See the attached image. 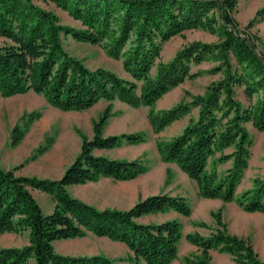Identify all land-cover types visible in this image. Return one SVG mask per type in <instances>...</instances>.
Here are the masks:
<instances>
[{
  "label": "trees",
  "instance_id": "16d2710c",
  "mask_svg": "<svg viewBox=\"0 0 264 264\" xmlns=\"http://www.w3.org/2000/svg\"><path fill=\"white\" fill-rule=\"evenodd\" d=\"M51 3L82 28L61 24L58 14L47 7ZM237 5L238 0H0V97L33 92L62 111L87 110L100 99L109 101L93 121V136L80 133V152L60 178L20 176L16 168L0 165V234L28 231L26 244L0 247V264H118L104 254H64L54 246L58 240L87 233L123 243L134 260L145 264H170L177 258L181 222L141 223L137 218L168 210L187 217L191 210L184 196L154 194L128 209H99L68 190L101 177L131 180L146 171L138 159L94 153L123 141H145L143 131L103 135L114 100L147 107L156 134L188 115L181 132L156 142L160 159L174 163L192 179L200 197L234 201L244 211L264 213V177L254 178L250 189L236 192L250 158L245 124L264 131V42L240 28L234 17ZM263 13L261 9L258 15ZM195 28L217 34L218 41H193L171 61L160 60L165 42ZM62 35L102 46L110 57L121 59L129 78L104 67L90 69L65 49ZM208 60L217 63L210 72L221 73L219 80L210 82L203 94L185 91L189 101L183 97L169 108L155 109L164 94L200 75L191 71L192 64ZM238 87L246 105L236 97ZM21 137L15 128L12 145ZM229 161L230 166L219 173L216 166ZM31 189L50 196V212L42 209ZM212 216L216 230L211 235L186 234L199 250L197 256L184 258L186 264H212V250L230 254L236 264H264L249 241L227 231L221 210Z\"/></svg>",
  "mask_w": 264,
  "mask_h": 264
},
{
  "label": "rangeland",
  "instance_id": "374dc122",
  "mask_svg": "<svg viewBox=\"0 0 264 264\" xmlns=\"http://www.w3.org/2000/svg\"><path fill=\"white\" fill-rule=\"evenodd\" d=\"M47 7L58 14L61 24L76 29L82 28L81 23L73 19L67 11L52 3ZM261 9H264V0H238L234 17L241 29L254 34L264 42V13L258 15ZM250 22H252L251 25ZM2 41L0 37V44ZM62 41L65 49L72 56L81 59L90 69L104 67L121 77L129 78L122 67L121 59L110 57L102 46L76 41L71 35H62ZM193 41L214 43L218 41V36L206 29H187L181 35L173 36L163 44L160 60L171 61L177 51ZM216 64L209 60L192 64L191 71L201 72L200 75L195 79H186L164 94L156 102L155 109L173 106L184 97L185 91L193 95L203 94L210 82L222 77L219 72H210ZM155 70L153 67L152 75L155 74ZM236 97L243 104H247L241 87L236 88ZM184 99L189 101L190 97L187 96ZM108 102L101 99L87 110L59 111L53 109L43 96L33 92L0 97V165L6 169L16 168L15 174L20 176L58 179L80 152V133L88 138L93 136V121L99 117ZM111 112L113 116L109 117L103 128L104 136H108L105 134L108 130L112 132L109 135L143 131L146 134L145 141L138 144L123 141L116 148L94 150V153L113 159H138L145 164L146 171L138 175L136 179L127 182L102 178L82 185H73L68 188L72 195L99 209H128L139 199L151 195L152 191L167 189L172 180L183 181L181 170L174 163L163 162L160 159L156 142L168 140L175 135L186 117L188 121V115L184 116L183 121L171 124L163 133L156 134L149 126L148 108L145 106L131 107L115 101L112 103ZM195 112L196 110H193L192 114ZM245 126L250 134L251 144L248 167L239 184L242 191L252 187L254 178L264 177V131L256 130L251 123H246ZM15 128L22 133V137L15 145H12V132ZM230 164V161L218 164L217 171L223 173ZM189 180L193 184L187 187L185 198L191 213L187 217H182L180 214L178 220L182 224V238L178 244L177 258L170 264H186L185 257L192 258L199 254L198 248L190 244L185 236L187 233L194 232L202 236L211 235L216 230L212 213L218 210H221L222 221L227 231L249 241L258 257L264 260V213L244 211L234 201L221 200L222 203L206 201L199 196L194 181L190 178ZM149 182H156V184L149 188ZM31 191L45 212L53 209V202L48 194L36 189ZM169 216H171L170 211L162 215L146 216L143 221L158 222ZM201 223L204 225H200ZM27 242L28 231L0 234V247L22 246ZM54 246L58 252L64 254H104L115 259L118 264H145L143 260H134L132 253L123 243L92 233L82 237L58 240ZM210 253L212 264H236L233 257L226 252L212 250Z\"/></svg>",
  "mask_w": 264,
  "mask_h": 264
},
{
  "label": "crops",
  "instance_id": "0c3cea01",
  "mask_svg": "<svg viewBox=\"0 0 264 264\" xmlns=\"http://www.w3.org/2000/svg\"><path fill=\"white\" fill-rule=\"evenodd\" d=\"M101 100V99H100ZM115 101H117V102H119V103H122L123 104V102H121V101H118V100H114V101H112V103L113 102H115ZM109 103V102H108ZM127 105V104H126ZM53 109H56V110H59V109H57V108H55V107H52ZM59 111H62V110H59ZM195 111V110H194ZM111 116H113V113H111ZM110 116V117H111ZM183 118L184 117H182V118H180L179 120H176V121H174V122H178V121H183ZM186 121H187V117H186V120L184 121V122H182L181 123V126L178 128V131L176 132V134H178L179 132H181V130H182V128L185 126V124H186ZM173 122V123H174ZM172 123V124H173ZM150 126V125H149ZM170 126V125H169ZM168 126V127H169ZM107 127V126H106ZM108 128H110V126H108ZM151 128V127H150ZM167 128V127H166ZM165 128V129H166ZM165 129L164 130H162L161 132H160V134L161 133H163V131H165ZM105 134H112V132L110 131V130H108ZM175 134V135H176ZM174 136V135H173ZM172 136V137H173ZM95 150H99V149H95ZM101 150H105V149H101ZM181 173H182V175H183V181H178V180H172L171 182H170V184H168V188L167 189H163V190H156V191H152V193H150L151 195H154V194H168V195H172V196H184V197H187V193H186V190H187V187L188 186H190L191 184H193L190 180H189V178H188V176L183 172V171H181ZM63 174V173H62ZM61 174V175H62ZM61 177V176H60ZM59 177V178H60ZM102 178H108V177H101V178H99V179H102ZM109 179H112V178H109ZM136 179V178H135ZM114 180V179H113ZM132 180H134V179H131V180H126V181H120V180H114V181H118V182H127V181H132ZM154 183V184H153ZM149 182L148 183V185H150V187L149 188H152L155 184H156V182ZM195 183V182H194ZM80 185H82V184H80ZM196 185V184H195ZM242 191V189H240L239 188V185L237 186V189H236V192L237 193H239V192H241ZM203 199H205L206 201H214V202H216V203H222V201L220 200V199H208V198H203ZM51 210H52V208H51ZM50 210V211H51ZM50 211H48V212H50ZM168 211H170V213H171V216H169V217H166V218H164V219H162L161 221H158V222H152V221H147V222H145V221H143V218L144 217H146V216H149V215H162V214H165V213H167ZM168 211H165V212H161V213H154V214H147V215H143V216H141V217H139V218H137V220L139 221V222H141V223H160V222H163V221H166V220H170V219H179L180 218V214L178 213V212H176V211H174V210H168ZM182 217H183V215H182Z\"/></svg>",
  "mask_w": 264,
  "mask_h": 264
}]
</instances>
